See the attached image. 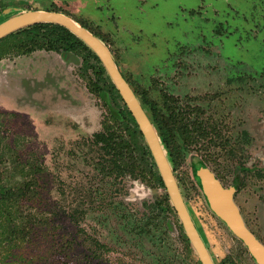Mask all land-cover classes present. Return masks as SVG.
Wrapping results in <instances>:
<instances>
[{
  "label": "rangeland",
  "instance_id": "374dc122",
  "mask_svg": "<svg viewBox=\"0 0 264 264\" xmlns=\"http://www.w3.org/2000/svg\"><path fill=\"white\" fill-rule=\"evenodd\" d=\"M36 9L106 44L166 133L214 264H258L200 183L207 170L231 189L264 245V0H0V22ZM23 28L0 38V264H201L142 141L100 94L114 96L107 72Z\"/></svg>",
  "mask_w": 264,
  "mask_h": 264
},
{
  "label": "water",
  "instance_id": "95a60500",
  "mask_svg": "<svg viewBox=\"0 0 264 264\" xmlns=\"http://www.w3.org/2000/svg\"><path fill=\"white\" fill-rule=\"evenodd\" d=\"M35 23H56L66 27L96 54L143 135L160 174L169 201L176 212L192 249L197 254L201 264H214L206 244L200 236L182 197L178 182L161 143V139L146 111L142 107L139 98L116 65L106 44L97 35L92 33L85 26L80 25L70 16L62 12L38 9L26 10L1 21L0 38L16 29ZM207 173H209V171L203 170L202 178L203 182L206 184L208 197L215 212L245 243L258 264H264V245H262L243 224L237 207L232 201L231 189L222 188L212 174L210 175L213 177L212 183H214V185L213 187H209L205 180ZM214 181L217 183L215 184Z\"/></svg>",
  "mask_w": 264,
  "mask_h": 264
},
{
  "label": "trees",
  "instance_id": "16d2710c",
  "mask_svg": "<svg viewBox=\"0 0 264 264\" xmlns=\"http://www.w3.org/2000/svg\"><path fill=\"white\" fill-rule=\"evenodd\" d=\"M22 31H24L27 34H37V35L47 36V37L51 38V40L55 43H62V45L66 46L65 53L70 52V50L77 48L82 53L90 54L95 59V61L97 63V66H96L97 74H101V75L105 74L104 67L102 66V64H100L101 62L98 59V57L96 56V54L80 38H78L76 35H74L66 27H64L60 24H56V23H35V24L29 25L27 27H24L22 29ZM62 52H64V50H62ZM105 78L107 80H109L108 75H106V74H105ZM109 82H110V80H109ZM110 86H111V90L114 93V96L111 97L109 95V92H107V90L100 91V94L104 98L105 102L109 105L111 111L114 114L117 113L119 115V117L122 119V121L124 122L125 126L128 127V129H130L129 132L132 135L136 134L137 137L142 141V143L139 144L138 147L141 146V151L143 153H145L150 164L155 166V162L152 158L151 152H150L146 142L144 141L143 135H142L137 123L135 122L134 118L132 117L130 111L127 109V107H126L125 103L123 102L121 96L119 95L117 89H115V87L111 83H110ZM135 90H136L137 94L141 93V92L139 93V91H137V89H135ZM143 98L145 101H147L144 96H143ZM142 106H143V104H142ZM143 108H144V106H143ZM156 125L158 127V131H160V135H161L160 137H162L161 143L163 145V142L165 140L163 138V136L165 137L166 133H165L164 129L162 128L160 122H158ZM100 138L103 139L102 135L100 136ZM106 138H108V137H106ZM198 168L199 167H195V170H194L197 175L199 174V170H200V168L199 169ZM155 174H156L157 180L163 184L159 172L155 171ZM168 202H169V199H168Z\"/></svg>",
  "mask_w": 264,
  "mask_h": 264
},
{
  "label": "flooded vegetation",
  "instance_id": "af4514ba",
  "mask_svg": "<svg viewBox=\"0 0 264 264\" xmlns=\"http://www.w3.org/2000/svg\"><path fill=\"white\" fill-rule=\"evenodd\" d=\"M201 182L202 183H200V186H201V188H202V191H203V194H204V196H205V200H206V202H207V204L209 205V207H210V209H211V211L218 217V218H220L218 215H217V213L215 212V210H214V208H213V206L211 205V203H210V200H209V195H208V193H207V187H206V184L203 182V179H201ZM205 184V185H204ZM189 210V209H188ZM189 212H190V210H189ZM190 214H191V212H190ZM221 219V218H220ZM223 221V220H222ZM195 224V223H194ZM196 226V225H195ZM196 228H197V230H198V227L196 226ZM198 232L200 233V231L198 230ZM200 236H201V233H200ZM202 237V236H201ZM202 239H203V241H204V243L206 244V242H205V240H204V238L202 237ZM242 241V240H241ZM245 244V243H244ZM253 257V256H252ZM256 261V260H255ZM258 263V262H257Z\"/></svg>",
  "mask_w": 264,
  "mask_h": 264
},
{
  "label": "bare ground",
  "instance_id": "6f19581e",
  "mask_svg": "<svg viewBox=\"0 0 264 264\" xmlns=\"http://www.w3.org/2000/svg\"><path fill=\"white\" fill-rule=\"evenodd\" d=\"M212 178L213 177L210 175V173H207L205 176V180H206L207 184L209 185V187H213V185H214V183H212ZM214 182H215V184L217 183L216 181H214Z\"/></svg>",
  "mask_w": 264,
  "mask_h": 264
}]
</instances>
